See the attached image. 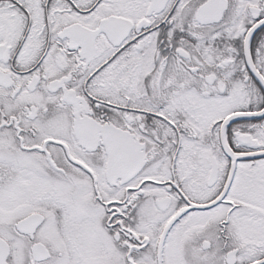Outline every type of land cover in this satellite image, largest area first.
Here are the masks:
<instances>
[{
    "label": "snow or ice",
    "instance_id": "snow-or-ice-1",
    "mask_svg": "<svg viewBox=\"0 0 264 264\" xmlns=\"http://www.w3.org/2000/svg\"><path fill=\"white\" fill-rule=\"evenodd\" d=\"M0 264H264V0H0Z\"/></svg>",
    "mask_w": 264,
    "mask_h": 264
}]
</instances>
